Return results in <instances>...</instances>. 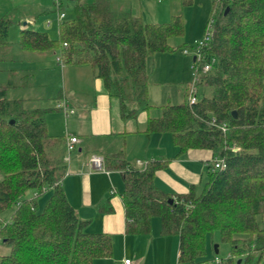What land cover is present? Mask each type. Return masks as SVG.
Wrapping results in <instances>:
<instances>
[{
  "label": "trees",
  "instance_id": "obj_1",
  "mask_svg": "<svg viewBox=\"0 0 264 264\" xmlns=\"http://www.w3.org/2000/svg\"><path fill=\"white\" fill-rule=\"evenodd\" d=\"M213 2V33L203 51L215 61L197 81L211 92L195 102L153 104L148 96L147 57L175 48L170 39L185 32L182 12L168 21H146L115 8L113 0H75L74 16L60 20L57 37L26 27L20 44L60 53L64 63L90 66L107 93L119 99L124 118L156 108L145 132L168 131L180 151L207 147L225 159L224 168H214L213 160L200 190L191 185L173 195L155 183L156 170L168 158L138 165L124 148L107 152L105 168L119 169L124 181L127 233L151 232L158 215L164 234H178L183 263H206L207 236L219 230L230 245L222 263L241 257L246 264H263L264 226L258 215L264 214V0ZM15 23L9 13L0 17V51L7 50L0 58L12 59ZM10 85L0 82V213L16 207L8 219L0 218V238L9 247L0 253V264H93L110 256L113 234L87 229L90 220L79 216L62 185L67 145L63 135L48 131L50 108L26 107L22 98L9 97ZM61 147L64 154L56 160L51 150ZM29 188L35 194L24 197ZM46 190L51 194L40 209L38 199ZM101 209L114 207L107 202Z\"/></svg>",
  "mask_w": 264,
  "mask_h": 264
},
{
  "label": "crops",
  "instance_id": "obj_2",
  "mask_svg": "<svg viewBox=\"0 0 264 264\" xmlns=\"http://www.w3.org/2000/svg\"><path fill=\"white\" fill-rule=\"evenodd\" d=\"M52 1L54 3V0H8L1 10H4L3 14H13L12 17L18 24L19 30L26 27L36 29L33 22L39 20L52 8ZM151 1L113 0V5L117 9L139 14L146 21H154V19L149 20L146 17V11L150 12L151 10ZM63 5H65L64 0ZM53 6L56 7L55 4ZM59 22L60 19H58V29ZM52 23L51 19L47 20V25L44 28L47 29ZM200 28V31L196 32V37L202 35L204 21L201 22ZM48 33L51 37H57V35L52 36L49 31ZM196 37L195 39H197ZM175 49L155 52L151 54L152 56L149 55L151 57H147L148 96L149 101L153 104L171 102V90L169 91L165 85L167 83L179 84L184 81V76L189 77L187 55ZM51 53L56 59L57 53L53 50L32 51L34 56L46 54L50 57ZM61 64L64 65V63ZM86 66L88 65H74V68L70 70L74 72V75L70 77V84L63 92L70 100L71 109L64 111L59 108L65 114V126L61 124L55 131L50 130L52 124L58 125L57 117L52 113L54 110L50 111L49 116L47 115V126H49L50 134L64 136L65 146L70 136L79 137L75 150L65 158L67 172L62 178V185L79 216L89 219L90 222L97 220V227H91L89 230L109 231L113 234V253L110 256L96 258L93 264H119L124 257L132 258L133 264H177L178 234H164L158 222L149 233H127L125 231L126 216L122 194L118 188V183L121 185V171L93 167L90 162V154L94 152L104 156L109 151L113 152L124 148L130 160L142 161L138 165H143L151 158H168V164L156 170L155 183L159 188L173 195L189 191L191 185H195L197 191L200 190L216 154L213 149L207 147H189L180 151L179 146L172 141L173 137L166 134L168 131L145 132L149 113H156V108H151L150 111L140 109L141 111L139 110L135 116L124 118L119 99L107 93L103 80L95 74L90 66L89 77L78 80L76 69ZM63 73L66 78V70ZM59 100L57 99L46 106L50 109L55 108ZM23 103L26 107L40 106L26 105L25 100ZM62 117L60 122H62ZM93 140L97 143L105 140L98 144L100 152H95L97 147ZM114 140L116 143L112 144L111 142ZM163 140H167L165 145L162 143ZM83 151L90 152V154L87 155ZM142 151L145 153L144 158L139 155ZM113 189L114 191H112ZM107 202L112 204L113 211L101 209V206ZM153 222L152 218V227H154ZM7 249L6 244L0 245V252H6Z\"/></svg>",
  "mask_w": 264,
  "mask_h": 264
},
{
  "label": "rangeland",
  "instance_id": "obj_3",
  "mask_svg": "<svg viewBox=\"0 0 264 264\" xmlns=\"http://www.w3.org/2000/svg\"><path fill=\"white\" fill-rule=\"evenodd\" d=\"M64 1H65L64 9L67 13V17L74 16L75 0H64ZM213 1L214 0H191V2L186 3L185 0H152L150 3V8H151L150 12L146 11L147 14L146 17H148L149 20L154 19V21H161V22L170 20L172 15L175 13L182 12L184 15L185 32L183 36L178 38H171L170 42L177 46V47L175 46L176 51L187 55L188 64H189L188 68L190 73L188 74L189 77L184 76V81L182 83L179 84L167 83L165 85V87L168 88L169 91L171 90L170 91L172 94L171 102H180L188 98V87L194 80V73L196 71V66L194 65V60H193L194 53H193L192 45L196 40L195 39L196 32H199L201 29L200 24L202 21H204L203 33L201 36L196 38L200 39L206 33L214 7ZM7 3L8 0H0V17L3 16V11H4L1 10V7L5 6V4ZM53 4L54 3L52 1V8H50L47 13L43 14L39 18V20L33 22V24L34 26L37 27L36 29L44 30L46 29L44 27H46L47 25L46 24L47 20L51 19L53 23L50 26H48L46 30H48L52 36H56L58 35L59 18L57 12L58 8L54 7ZM10 28H11L10 39L12 42V46H11L12 59H10L9 56H8L9 58L8 57L0 58V82L11 83L10 87H8V95L11 97L22 98L23 100L26 101V105L31 104V105L49 106L50 103H53V101L57 99H67V102H69L70 100L68 96L64 95L65 92H63V90H66L68 88L70 84V77L74 75V72L70 71L72 68H74V65L68 64L66 62L64 63L63 61L60 60L58 61V59L57 58L55 59L52 53H51L52 56L50 57H48L46 54L34 56L33 55L34 53L32 54L33 50L30 51V50L22 49L20 44V30L18 29V24L15 23ZM181 42H185V45L183 43L180 44ZM185 47H188L190 49L189 53L184 52ZM6 51L7 50L3 48L1 49L0 53L6 54ZM31 54L33 55V57ZM61 63H64V65H62ZM64 70H66L67 72L66 78L64 77V73H63ZM75 72L78 77V80L87 79L91 73V69L89 66H86V67H82L81 69H76ZM82 82L84 83V81ZM196 92L199 98L202 97L204 92L210 94L211 91L210 88L206 86L197 85ZM51 110H54L52 111V113L55 117H57V121H58V125H55L54 123L52 124L53 126L50 128V130L55 131L56 129H58V127L61 124L65 126L66 123L65 114L59 108H52L49 109L47 115L50 113ZM61 117L63 123L60 122ZM47 125H48V121H47ZM166 134H168V136H172L170 132H167ZM103 141L105 142V140H102L100 143H103ZM93 143L97 147V150L95 149L96 150L95 152L97 151L100 152L101 149L100 146L98 145L100 143L99 142L97 143L94 140ZM111 143L114 144L116 143V141L114 140V142ZM162 143L165 145L167 143V140H163ZM61 149L55 150L54 148H52L51 150V154H53L56 160L60 159L64 154L63 147H61ZM74 150L75 149H73L72 151ZM71 152L67 150L65 152L64 157L67 158ZM83 152L87 153V155L90 154V152H85V151ZM139 155L142 158L145 157V153H143V151ZM120 178H121V185L120 183H118L119 184L118 188L120 191H122L124 188V181L122 175H120ZM35 192L36 191L34 188H29L25 192L24 197H30L34 195ZM50 194H51V190H46L39 196L38 202L40 209L43 207L44 202L46 201V199L49 197ZM15 207L16 205L13 204L11 206L4 208L0 213L1 220L8 219ZM153 220H154L153 222L154 227H152V229L155 228L156 226L155 224H157L156 222H158V225L161 226L160 216L155 215L153 217ZM258 221L260 225L264 226V214L258 215ZM97 225L98 222L95 219L94 221L88 223L87 229H90L91 227L95 228L97 227ZM3 244L4 243L0 238V245ZM216 244L217 247L219 248L218 252H216ZM8 250L9 247L6 250V252ZM229 251H230L229 243L222 240L219 230H215L213 233H209L207 236L206 252L202 258L212 260L215 258L216 255H218L220 258L225 260V258L229 254ZM0 253H4V252H0ZM218 264H229V263L221 262ZM234 264H246V261L244 258L242 259L241 257H239L236 258Z\"/></svg>",
  "mask_w": 264,
  "mask_h": 264
},
{
  "label": "built area",
  "instance_id": "obj_4",
  "mask_svg": "<svg viewBox=\"0 0 264 264\" xmlns=\"http://www.w3.org/2000/svg\"><path fill=\"white\" fill-rule=\"evenodd\" d=\"M55 6L58 8V18L61 20L66 17V11L61 8L63 4V0H54ZM213 33V19H210L209 25L207 27L206 33L203 37L200 39H196L194 44L192 45L193 47V53H194V65L196 66V71L194 73V80L188 87V99L190 102H195L198 99L197 96V81L200 77V74L202 72L208 71L211 67L213 62L215 61V57L207 58V56L204 53V47L208 45L209 41L211 40ZM185 53H189L190 49L188 47L184 48ZM57 59L62 61V56L60 53H57ZM58 107L63 109L64 111L70 110V105L69 102H67V99H60L58 104ZM224 129L226 126L223 124L222 126ZM79 141V137L76 135H72L68 138L67 140V150L71 152L73 149H75L77 142ZM104 156L99 153H92L90 156V162L91 165L97 169H103L105 168L104 166ZM137 164L142 163L141 160L136 161ZM146 162L143 164L145 165ZM226 166V161L223 157H216L214 159V168H224ZM114 191V189L112 190ZM223 261L222 258H220L218 255L215 256L214 259L208 260L206 264H218ZM119 264H133V260L130 257H124L122 260L119 262ZM177 264H191V263H183L181 261H177Z\"/></svg>",
  "mask_w": 264,
  "mask_h": 264
},
{
  "label": "water",
  "instance_id": "obj_5",
  "mask_svg": "<svg viewBox=\"0 0 264 264\" xmlns=\"http://www.w3.org/2000/svg\"><path fill=\"white\" fill-rule=\"evenodd\" d=\"M194 59H195V57H194ZM170 200H172V197H170ZM219 251V248L217 247V244H216V252H218Z\"/></svg>",
  "mask_w": 264,
  "mask_h": 264
}]
</instances>
